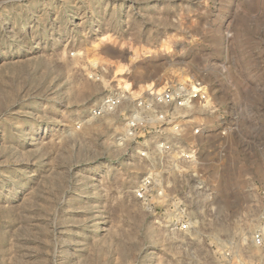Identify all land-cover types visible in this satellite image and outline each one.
Returning a JSON list of instances; mask_svg holds the SVG:
<instances>
[{
  "label": "rangeland",
  "instance_id": "1",
  "mask_svg": "<svg viewBox=\"0 0 264 264\" xmlns=\"http://www.w3.org/2000/svg\"><path fill=\"white\" fill-rule=\"evenodd\" d=\"M116 68L134 89H206L187 141L215 212L187 232L134 197L158 167L120 139L128 105L87 117ZM262 206L264 0H0V264H223L224 247L264 264L243 242Z\"/></svg>",
  "mask_w": 264,
  "mask_h": 264
},
{
  "label": "built area",
  "instance_id": "2",
  "mask_svg": "<svg viewBox=\"0 0 264 264\" xmlns=\"http://www.w3.org/2000/svg\"><path fill=\"white\" fill-rule=\"evenodd\" d=\"M201 81L173 82L160 93L144 91L133 98L128 92L116 89L103 96L98 105L88 110V118L98 119L114 115L127 104L124 132L121 141H128L131 152L139 161H153L156 168L147 173L134 191V197L152 204V199L170 203L165 229L187 232L191 220L199 211L207 215L215 212L214 192L207 184L200 168L198 148L188 144V138L203 134L204 127L194 118L208 110V94ZM79 128V127H78ZM225 135V131L222 132ZM177 186L170 191L171 182ZM167 210V211H168ZM164 210V212H167ZM260 225L244 239L245 249L264 251V207L260 209ZM223 264H257L250 255L235 254L231 247H224L220 256ZM254 258V259H253Z\"/></svg>",
  "mask_w": 264,
  "mask_h": 264
},
{
  "label": "bare ground",
  "instance_id": "3",
  "mask_svg": "<svg viewBox=\"0 0 264 264\" xmlns=\"http://www.w3.org/2000/svg\"><path fill=\"white\" fill-rule=\"evenodd\" d=\"M122 71L123 69L122 68H116L115 72L113 73V79H112V82H116L117 86L119 87V89H122L123 91L125 92H128L130 95H132L133 98L135 97H138L141 92L143 91H153L155 93H160L163 89V85H160V86H156L154 87V84L152 82H148L146 84H143V85H140L137 89H134L132 84L120 77L122 76ZM176 77H178V81L179 82H182V83H188V82H191L192 79L188 78L187 75H184V74H178ZM203 90H206L205 88H203Z\"/></svg>",
  "mask_w": 264,
  "mask_h": 264
}]
</instances>
